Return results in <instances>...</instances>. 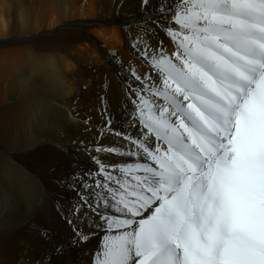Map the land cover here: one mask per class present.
<instances>
[{
	"label": "snow or ice",
	"instance_id": "1",
	"mask_svg": "<svg viewBox=\"0 0 264 264\" xmlns=\"http://www.w3.org/2000/svg\"><path fill=\"white\" fill-rule=\"evenodd\" d=\"M168 11L172 46L142 49L156 75L136 76L139 135L115 133L146 162L94 157L82 178L119 213L93 264H264V0H174Z\"/></svg>",
	"mask_w": 264,
	"mask_h": 264
},
{
	"label": "bare ground",
	"instance_id": "2",
	"mask_svg": "<svg viewBox=\"0 0 264 264\" xmlns=\"http://www.w3.org/2000/svg\"><path fill=\"white\" fill-rule=\"evenodd\" d=\"M75 1L0 0V49L14 47L0 56L23 57L0 79V264H93L119 213L82 178L94 157L146 162L115 133L139 135L136 76L156 75L142 49L172 46L174 0ZM81 192L92 208L80 210Z\"/></svg>",
	"mask_w": 264,
	"mask_h": 264
},
{
	"label": "rangeland",
	"instance_id": "3",
	"mask_svg": "<svg viewBox=\"0 0 264 264\" xmlns=\"http://www.w3.org/2000/svg\"><path fill=\"white\" fill-rule=\"evenodd\" d=\"M78 8H82V0H78V1L73 2L72 6H71L72 10H77ZM12 48H14V47L6 48V49H0V50H12ZM21 58H23V57H21L17 53H11V54H6L4 56H0V79H2V78L4 79V76L6 77L7 75H10V74L15 75V73H17L15 71L16 70L15 67H17V68L20 67V63L22 60ZM14 65H15V67H12ZM13 68H14L15 73H14V71L10 72L11 69L13 70ZM17 71H18V69H17Z\"/></svg>",
	"mask_w": 264,
	"mask_h": 264
}]
</instances>
